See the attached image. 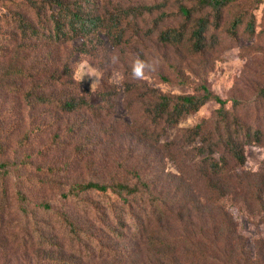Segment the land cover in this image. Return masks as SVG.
<instances>
[{"label":"rangeland","instance_id":"obj_1","mask_svg":"<svg viewBox=\"0 0 264 264\" xmlns=\"http://www.w3.org/2000/svg\"><path fill=\"white\" fill-rule=\"evenodd\" d=\"M197 2L88 0V9L102 15L120 9L164 6L127 18L126 36L120 45L99 33L62 45L43 43L23 51L18 48L22 40L16 23L23 7L17 2H0V165L6 166L2 173L9 172L6 180L0 182L6 191L0 188V264H48L46 251L32 248L35 237L28 234L33 233L36 220L32 216L25 218L18 203L5 196L24 194L29 211L43 202L50 204L54 213L67 212L88 234H94L106 245L111 239L108 228L102 219L90 215L89 209L91 204L107 207V198L81 195L73 199L69 194L73 184L92 181L135 185L141 181L152 185L153 196L169 198L177 207L184 188L189 200L201 201L203 182L180 172V158L170 159L164 145L179 138L183 129L203 120L208 121L209 128H218L222 133H252L256 146L245 147L246 163L237 171L260 172L264 166V0H239L226 9L221 26L208 32L207 47L201 53L191 50L190 32L182 42H163V32L182 24L180 7L191 8ZM47 15L45 11L40 20L34 17L41 31L46 30ZM237 18H244L245 23L233 32L231 24ZM249 21L254 25L253 32L247 29ZM137 58L152 66L146 68L143 79L133 77ZM81 63L87 66L85 71H94L99 78L92 88L96 78L85 75L81 80ZM17 71H23L24 76L14 75ZM71 78L81 92H89L85 98L94 109L70 115L61 113L55 105L42 104V85L62 81L57 91L66 98L72 94L68 86ZM146 86L170 96L199 95L206 87L226 102L231 124H214L220 120V105L210 101L174 128L151 126L150 131L156 133L158 140H139L135 128L151 123L146 118ZM128 87H136L133 94L127 93ZM73 130L81 137H73ZM135 205L137 210L143 206L139 202ZM242 208V196H238L229 205L232 220L244 238L247 255L264 264V215L254 217ZM194 217L185 224H198V215ZM59 219L58 215H37L38 222L51 225ZM177 227L181 226H173ZM56 243L51 250L55 258L72 256L75 262L88 264L86 252L82 257L63 239ZM110 246L122 252L119 261L126 258L127 264H154L145 243L135 244L128 238ZM89 264L100 263L96 259Z\"/></svg>","mask_w":264,"mask_h":264},{"label":"trees","instance_id":"obj_2","mask_svg":"<svg viewBox=\"0 0 264 264\" xmlns=\"http://www.w3.org/2000/svg\"><path fill=\"white\" fill-rule=\"evenodd\" d=\"M238 1L198 0L194 7L181 6L179 12L183 21L180 28H169L161 34V40L166 43L171 41L179 43L190 32L191 50L195 53L203 52L207 47L208 32L221 26L226 9ZM0 2H17L23 7L16 18L19 37L22 40V45L18 48L22 51L42 46L43 43L62 45L76 39H87L99 33L105 34L116 45H120L126 36L124 23L127 18L131 15L143 16L146 12L161 10L164 6L120 9L117 13L102 15L88 9V0H0ZM45 11L48 12L45 17L47 27L41 31L34 23V17L40 20ZM244 23V18L235 19L231 24V30L237 32L239 26ZM253 26L249 21L247 29L253 32L255 30ZM13 74L24 76L23 71ZM47 84L41 88L39 99L42 100V104L55 105L61 113L70 115L81 110L94 109L85 98V94L87 97L89 92L87 90L81 92L74 79L71 78L68 82L72 94L66 98L60 97L57 91V87L62 86V81L55 85ZM135 89L136 87H128L126 91L133 94ZM144 91V96L148 99L145 104L146 118L151 120V123L150 125L143 123L135 128L139 140L151 141L154 138L158 140L156 133H151V126L163 125L164 128H174L210 101L220 105V120L214 124L226 126L231 124L230 114L225 107L226 102L213 95L206 87L199 95L170 96L148 86L144 87ZM261 93L264 94V89ZM207 124L208 121L203 120L193 127L183 129L179 138L164 145L166 150L164 151L170 159L180 158L178 163L180 172L194 175L203 182L205 188L204 194L201 193V201L194 198L189 200L184 188L177 207L169 198L160 199L153 196L150 193L152 185L141 181L135 185L90 181L71 186L69 194L73 199H78L81 195H104V198H107L105 203L107 207L100 208L99 205L91 204L89 212L90 215L102 219V224L108 228L111 238L108 245L96 239L94 234H88L67 212L54 213V209L48 203L36 204L33 210L29 211L25 207L28 198L24 194L18 193L15 197L5 198L17 202L19 211L25 218L32 216L36 220L33 221V233L28 234L35 237L32 248L38 247L42 253L44 248L48 264H80L75 262L72 256L55 258V253L51 250L54 248L53 242L56 243L59 238L68 243L71 249L79 250L77 252H80L82 257L86 252L88 264L96 259L100 264H127L126 258L119 261L121 251L108 246L112 242L117 244L125 242L128 238L135 244L145 243L149 247L154 264H259L258 260H252L247 255L244 238L238 232L229 211V205H233L237 197L242 196L243 211L247 210L254 217L264 215V166L258 174L253 172L240 174L237 171L238 167H243L246 163L245 147L256 146L254 135L234 134L228 130L222 133L218 128H209ZM70 133L75 138L82 135L74 130ZM186 147L189 149L186 150ZM200 156H203L201 160H196ZM5 168V165H0V182H4L9 176L8 171L1 172V169ZM197 184L194 183V186ZM0 188L5 191L4 185ZM135 202L141 203L142 208L137 210ZM37 215L41 217L58 215L60 219L56 225H51L38 222ZM195 215H198V224L193 222L185 224L187 220L193 221ZM175 225L181 227L173 228Z\"/></svg>","mask_w":264,"mask_h":264},{"label":"clouds","instance_id":"obj_3","mask_svg":"<svg viewBox=\"0 0 264 264\" xmlns=\"http://www.w3.org/2000/svg\"><path fill=\"white\" fill-rule=\"evenodd\" d=\"M113 59L115 60V58H113ZM80 67H81V72H82L81 80L85 75H88L90 77H95L96 79L93 82V84L91 85V88L93 85L99 83V78L96 76L94 71H91V70L85 71L87 66L83 63H81ZM151 67L152 66L150 64H148L147 62H145L144 60L137 58L134 65H133V77L136 79H143L144 75H145L146 68L151 69Z\"/></svg>","mask_w":264,"mask_h":264}]
</instances>
